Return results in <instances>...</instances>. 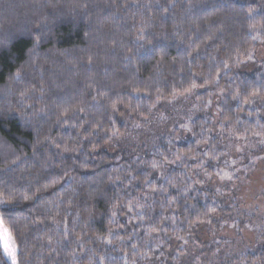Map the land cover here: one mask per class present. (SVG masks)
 <instances>
[{"label": "trees", "instance_id": "trees-1", "mask_svg": "<svg viewBox=\"0 0 264 264\" xmlns=\"http://www.w3.org/2000/svg\"><path fill=\"white\" fill-rule=\"evenodd\" d=\"M263 50L264 0H0L18 264H264ZM168 104L198 114L152 132Z\"/></svg>", "mask_w": 264, "mask_h": 264}, {"label": "rangeland", "instance_id": "rangeland-1", "mask_svg": "<svg viewBox=\"0 0 264 264\" xmlns=\"http://www.w3.org/2000/svg\"><path fill=\"white\" fill-rule=\"evenodd\" d=\"M261 55L264 56V50L262 51ZM169 105L170 104H168V108H166V110L168 111L167 115L172 114V116L169 117V119L165 115H164V117L159 116V118L157 116H155V117L158 118L159 122L162 123V124L153 127V129H150L152 132L157 131L159 128H162V127L164 129L168 130L166 127H167L168 124L169 125L173 124L172 121H174L177 124V123L181 122L182 120L185 121V119H187V117H194V116H196L198 114V105H196V106L192 105L191 106L190 104H188V105L187 104H179L178 106H175L173 108H172V106L170 107ZM180 109H183V110H180ZM182 114L185 116V118H181ZM175 115L178 116V117H176ZM158 120H157V122H158ZM170 128H171V126L169 127V129ZM150 130H147V131H144V132L142 131V133H139L138 135H134V136L130 135V137L126 136L125 138H123V140H121L122 141V145L120 144L121 145L120 147L125 148L128 145L138 144L139 142H140L139 145L147 144L150 141H148V136H146V135H148ZM231 144L232 145H230L229 148H230V150L232 152L231 154L233 156L237 157L239 155L240 156L243 155L244 147H247V144L242 143V142H235V143H231ZM244 163H245V160L241 163V165H244ZM256 166L257 167L254 169V172L258 173V175L260 174L261 177H262V174H264V158L258 159ZM232 179L233 178H231V175L228 176V174H223L220 177V179H219L220 185L221 184L222 185L227 184V183L231 182ZM251 179L252 180L249 183H246V184L243 185L244 187L246 186L245 190H243L244 187L242 186L241 192H240L241 195L248 194V193L252 192L253 189H254L255 183L256 182L258 183V181L255 178H251ZM259 184H261L263 187L262 188L260 187L259 192H255L256 196L253 197V200H255L257 198V201L260 204L259 206L264 208V181L263 180H262V182L260 181ZM252 193H254V192H252ZM258 193H260V194H258ZM257 194L259 196H257ZM245 197L247 198V197H250V196H245ZM0 247L2 249V253L4 255L5 260L9 264H12V261L5 256L4 251H3V247L2 246H0ZM16 264H18L17 252H16Z\"/></svg>", "mask_w": 264, "mask_h": 264}, {"label": "snow or ice", "instance_id": "snow-or-ice-1", "mask_svg": "<svg viewBox=\"0 0 264 264\" xmlns=\"http://www.w3.org/2000/svg\"><path fill=\"white\" fill-rule=\"evenodd\" d=\"M0 246L3 247L5 256L16 264L17 248L7 227L3 225L2 217H0Z\"/></svg>", "mask_w": 264, "mask_h": 264}]
</instances>
